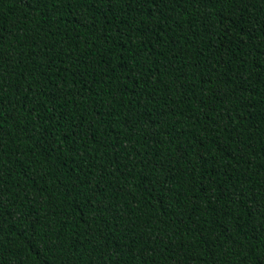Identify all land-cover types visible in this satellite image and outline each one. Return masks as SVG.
Here are the masks:
<instances>
[{"label":"trees","instance_id":"16d2710c","mask_svg":"<svg viewBox=\"0 0 264 264\" xmlns=\"http://www.w3.org/2000/svg\"><path fill=\"white\" fill-rule=\"evenodd\" d=\"M0 264H264V0H0Z\"/></svg>","mask_w":264,"mask_h":264}]
</instances>
